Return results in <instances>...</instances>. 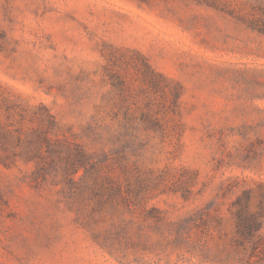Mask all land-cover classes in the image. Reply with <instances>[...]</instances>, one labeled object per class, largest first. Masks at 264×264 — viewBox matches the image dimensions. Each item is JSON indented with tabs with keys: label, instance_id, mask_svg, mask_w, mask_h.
Masks as SVG:
<instances>
[{
	"label": "rangeland",
	"instance_id": "obj_1",
	"mask_svg": "<svg viewBox=\"0 0 264 264\" xmlns=\"http://www.w3.org/2000/svg\"><path fill=\"white\" fill-rule=\"evenodd\" d=\"M259 7L0 0V264H233L237 210L264 221Z\"/></svg>",
	"mask_w": 264,
	"mask_h": 264
},
{
	"label": "trees",
	"instance_id": "obj_2",
	"mask_svg": "<svg viewBox=\"0 0 264 264\" xmlns=\"http://www.w3.org/2000/svg\"><path fill=\"white\" fill-rule=\"evenodd\" d=\"M257 16L250 20L252 27L264 34V8H258ZM263 219L244 204L236 212V232L233 251L229 260L233 264H264V234L261 233Z\"/></svg>",
	"mask_w": 264,
	"mask_h": 264
}]
</instances>
